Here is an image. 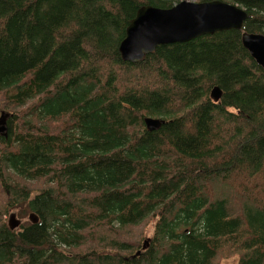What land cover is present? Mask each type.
Here are the masks:
<instances>
[{
  "label": "trees",
  "instance_id": "16d2710c",
  "mask_svg": "<svg viewBox=\"0 0 264 264\" xmlns=\"http://www.w3.org/2000/svg\"><path fill=\"white\" fill-rule=\"evenodd\" d=\"M179 1L0 0V191L38 217L0 222V264H264V68L241 33L118 50L139 7ZM229 1L264 34V0Z\"/></svg>",
  "mask_w": 264,
  "mask_h": 264
},
{
  "label": "water",
  "instance_id": "95a60500",
  "mask_svg": "<svg viewBox=\"0 0 264 264\" xmlns=\"http://www.w3.org/2000/svg\"><path fill=\"white\" fill-rule=\"evenodd\" d=\"M247 18L248 13L244 8L224 0H181L169 8L143 5L126 27L118 50L122 60L137 63L160 45L184 43L216 32L237 30L250 57L264 68V34L243 30ZM209 95L214 102H218L222 91L218 86H213ZM7 117L6 112L0 113V135L4 137L7 136ZM143 121L150 132L158 130L164 123L163 119L151 117H145ZM28 218L32 223L38 220L35 213H30ZM20 224L15 214L10 213L8 228L14 230ZM146 243L144 241L143 247H146Z\"/></svg>",
  "mask_w": 264,
  "mask_h": 264
},
{
  "label": "rangeland",
  "instance_id": "374dc122",
  "mask_svg": "<svg viewBox=\"0 0 264 264\" xmlns=\"http://www.w3.org/2000/svg\"><path fill=\"white\" fill-rule=\"evenodd\" d=\"M189 1L197 2L198 0H189ZM224 1L230 3L229 0H224ZM34 184L37 185V183H34ZM217 190H219V189H217ZM223 193H225L227 195V192L225 190H223ZM228 193H229V191H228ZM21 207H23V205ZM3 209L5 211L4 214L2 213ZM10 213H14L16 216V219H18L21 222L20 226L17 229H21V227L31 223L29 218H28L29 217V211L28 210H25V212H24L22 209L20 211V209L18 207H9L8 209H5V207H3L2 194L0 191V214H1L0 222H4L7 225V221H8V217H9ZM138 228H136L135 233H132L133 235H136L137 237L139 236V238H136V239H138V241L141 239L142 235H145L148 238L152 237V235H153V222H149L145 226L138 227ZM97 235H100V234H97ZM227 254H228L227 252L220 254V257L218 258L217 263L218 264H236V262L238 260V255H236V254L227 255Z\"/></svg>",
  "mask_w": 264,
  "mask_h": 264
}]
</instances>
